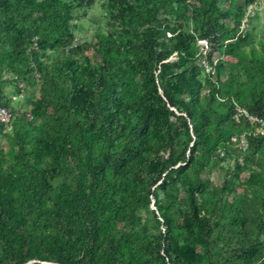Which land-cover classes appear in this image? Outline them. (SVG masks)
Instances as JSON below:
<instances>
[{
  "label": "trees",
  "instance_id": "trees-1",
  "mask_svg": "<svg viewBox=\"0 0 264 264\" xmlns=\"http://www.w3.org/2000/svg\"><path fill=\"white\" fill-rule=\"evenodd\" d=\"M165 1L108 0L104 5L121 23L123 34L118 38L111 32L97 34L96 61L67 57L45 63L41 56L48 48L72 41L75 5L90 6L94 0H78L76 4L67 0H0V9L7 11L5 27L0 31V43L7 47L3 50L7 65L3 67L15 73L18 64L25 61L27 69L23 74L19 71L21 75L26 77L35 71L39 74L40 96L34 110L60 130V140L52 142L47 150L28 149L27 143L41 144L43 140L17 132L19 150L14 163L26 171L22 200L27 213L43 193L42 184L33 183V178L38 177L37 172L48 177V165L43 169L35 164L39 161L38 153L52 154L50 158L54 160L59 150L73 149L84 168L72 196H64L59 207L60 234L42 237L38 244L28 239L22 241L6 229V220L11 216L1 211L0 220H4L0 232L10 254L19 257L17 264L52 255L62 264H192L179 254L177 244L163 241L162 233L149 234L138 229V208L150 200L151 188L162 178L160 184H165L174 173L184 171L188 162L199 171L204 163L202 158H193L194 151L202 145L211 152L229 138L214 129L210 121L211 109L221 117L214 105L196 104L199 80L193 62L194 47L189 34L174 27L165 31L162 28L158 14ZM175 1L179 11L181 3L192 2L198 6L195 14L207 13L209 22L215 20L217 0ZM168 31L170 36L165 41L161 37ZM35 37L37 48L33 45ZM244 40L238 37L226 44L227 53H234ZM173 52L177 59H168ZM253 60L264 81V59L254 55ZM209 85L212 94L218 96V85L212 80ZM234 96L241 102L242 90ZM171 107L184 110L192 120L195 139L188 148V161L186 148L179 152L177 146L184 135L187 142L191 140L188 122L180 115L181 130ZM247 109L264 117L263 90L252 94ZM249 144L248 151L258 152L264 161V138L253 137ZM196 180L187 189L192 209L189 216L203 230L194 216V192L202 191L199 178ZM1 181L0 178V193L4 189ZM205 195L201 192V196ZM162 217L167 226L172 224L171 216ZM120 222L130 228L117 232ZM165 236H170L169 230ZM26 242L29 248L23 252L20 245ZM259 247L260 244L251 243L241 254L253 261L260 256Z\"/></svg>",
  "mask_w": 264,
  "mask_h": 264
},
{
  "label": "rangeland",
  "instance_id": "rangeland-1",
  "mask_svg": "<svg viewBox=\"0 0 264 264\" xmlns=\"http://www.w3.org/2000/svg\"><path fill=\"white\" fill-rule=\"evenodd\" d=\"M67 1L76 4L78 0ZM107 1L94 0L90 6L75 5L74 18L71 20L72 41L48 48L41 56V60L51 63L56 59L74 57L79 61L87 58L96 61L94 49L97 34L111 32L115 38L123 34L121 23L112 17L104 5ZM178 5L175 0L165 1L158 14L160 24L164 31L174 27L177 31L189 34L195 51L193 62L199 80L196 104L205 107L214 105L221 113V117L211 109L208 115L210 121L214 129L218 128L230 137L247 128V124L244 123L238 126L234 124L230 115L232 101L235 100L247 108L252 94L257 90L264 91L262 74L257 70V62L253 60L254 55L264 59V0H217L218 11L214 15L215 20L210 22L206 19L207 13L195 14L197 4L181 3V11L177 8ZM6 20L7 11L1 8L0 31L5 27ZM169 36L168 31L161 38L168 41ZM238 37L245 40L234 53H227L226 44L235 42ZM4 49L7 47L0 43L1 77L4 71L8 73L3 67L4 64L7 65V58L5 56L4 59L3 56ZM168 59L176 60V52ZM26 69L25 61L20 62L16 69L18 71L5 74L7 77L0 81V88L7 96L19 91L20 82L25 84L26 92L22 100L12 104L17 112L16 122L7 130L0 127V178L4 188L0 193V213L4 211L10 214L11 219L6 220L5 227L12 230L18 239L32 240L33 244H38L42 237L47 239L62 232L59 221L62 211L59 207L64 196H72L84 168L73 149L59 150L54 160L50 158L52 154L42 156V153H38L39 161L35 164L43 169L48 165L45 169L48 177L43 178L42 174L37 172L38 177L33 178V183L42 184L43 193L36 199L30 213H27L28 210L22 200V193L26 188L24 178L26 171L14 163V155L19 150L17 132L20 134L27 132L43 140L41 144L27 143L28 149L47 150V146L52 142L60 140V130L55 123L35 112V100L40 96V79L35 72L26 77L19 73ZM131 80L133 83L136 79ZM210 80L218 85V96L212 94ZM237 90H242L241 102L234 96ZM171 108L175 111L174 119L178 120L180 126L183 120L180 115L188 122L191 140L187 142V136L184 135L177 143L179 152L186 148L188 161V157L191 156L188 148L193 145L195 139L192 120L184 110ZM28 110L32 111L33 119H27L25 116ZM180 129L182 130V126ZM227 140L225 139L211 152L206 151L202 145L194 151L193 158H202L204 163L199 171L188 162L184 171L174 173L167 178L165 184L164 182L163 185L160 184L163 178L159 180L151 188L150 200L138 208V229L149 234L162 233L163 241L166 239L177 244L179 254L192 264H263V157L258 152H249V147L246 150L234 147L228 144ZM186 161L179 162L174 168ZM50 169L53 171L48 172ZM196 178H199L198 186L202 187V191L196 189L194 192L197 206L194 216L201 222L203 230L196 227L194 220L189 216L192 209L187 189L190 184L197 182ZM46 180L48 181L45 182ZM201 192H206L207 195L203 197ZM163 214L171 216L170 226L162 220ZM3 220H0V225ZM129 228L127 223L120 222L116 231H125ZM168 230L170 236H165ZM3 239L0 232V264H17L19 257L10 254L9 246H6ZM251 243L260 244L258 250L260 256L248 261L241 252ZM20 246L23 252L29 248L27 242ZM35 262L62 264L53 255L46 259L33 257L21 264Z\"/></svg>",
  "mask_w": 264,
  "mask_h": 264
},
{
  "label": "built area",
  "instance_id": "built-area-1",
  "mask_svg": "<svg viewBox=\"0 0 264 264\" xmlns=\"http://www.w3.org/2000/svg\"><path fill=\"white\" fill-rule=\"evenodd\" d=\"M33 45L37 48L36 37L33 38ZM12 74V72H3L2 77L0 76V81L3 77H7V74ZM6 74V75H5ZM35 74H38L35 71ZM39 76V74H38ZM16 77V76H15ZM25 84L20 82V89L14 94L5 95L0 88V125L7 130L13 124L14 119L17 117V112L13 108L12 104L15 101L22 100L25 95ZM10 104V105H9ZM27 119H33L34 115L31 110L25 112ZM232 120L237 124H247L246 129H241L240 131L231 135L227 142L234 147L246 150L249 147V142L252 137H263L264 138V117L255 113L250 112L247 108L241 106L237 102L233 101V110L231 114Z\"/></svg>",
  "mask_w": 264,
  "mask_h": 264
}]
</instances>
